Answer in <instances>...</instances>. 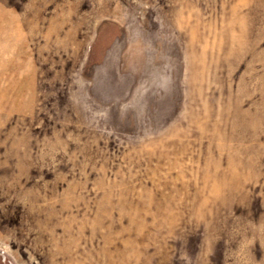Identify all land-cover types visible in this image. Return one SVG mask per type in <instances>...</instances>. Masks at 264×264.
Wrapping results in <instances>:
<instances>
[{"label":"rangeland","instance_id":"374dc122","mask_svg":"<svg viewBox=\"0 0 264 264\" xmlns=\"http://www.w3.org/2000/svg\"><path fill=\"white\" fill-rule=\"evenodd\" d=\"M0 264H264V0H0Z\"/></svg>","mask_w":264,"mask_h":264}]
</instances>
